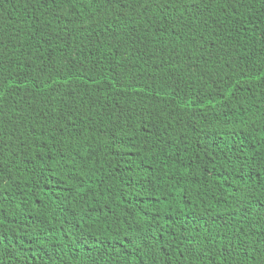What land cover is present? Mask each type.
Returning <instances> with one entry per match:
<instances>
[{
    "label": "trees",
    "instance_id": "16d2710c",
    "mask_svg": "<svg viewBox=\"0 0 264 264\" xmlns=\"http://www.w3.org/2000/svg\"><path fill=\"white\" fill-rule=\"evenodd\" d=\"M0 264H264V0H0Z\"/></svg>",
    "mask_w": 264,
    "mask_h": 264
},
{
    "label": "bare ground",
    "instance_id": "6f19581e",
    "mask_svg": "<svg viewBox=\"0 0 264 264\" xmlns=\"http://www.w3.org/2000/svg\"><path fill=\"white\" fill-rule=\"evenodd\" d=\"M229 239V238H228Z\"/></svg>",
    "mask_w": 264,
    "mask_h": 264
}]
</instances>
